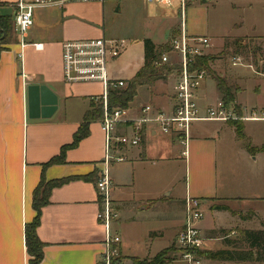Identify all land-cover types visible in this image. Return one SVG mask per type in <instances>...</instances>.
Segmentation results:
<instances>
[{
    "label": "crops",
    "instance_id": "obj_1",
    "mask_svg": "<svg viewBox=\"0 0 264 264\" xmlns=\"http://www.w3.org/2000/svg\"><path fill=\"white\" fill-rule=\"evenodd\" d=\"M1 1L0 16H13L15 21L18 2L34 0ZM101 9L99 2H70L63 7L38 6L33 11V26L25 37L27 45L22 46L16 29L11 40L2 44L0 264H29L25 226L36 215L32 198L43 175L42 165L58 155L64 145L72 142L85 113L92 109L93 97L103 92L100 83L70 84L64 82L62 77L63 42L101 37L104 34L101 30ZM189 35L202 36L194 30H190ZM32 43H42L43 48L37 50ZM117 61L114 60L110 65L111 76L128 82L144 64V48L142 60L127 65L129 69L133 68L131 76H123L127 66L120 69L116 65ZM240 65L252 67L243 62L235 66ZM173 70L153 86H147L145 98L135 97L129 107L134 117L141 116L142 108L148 104L156 109L172 110L174 85L178 78ZM252 72L261 76L258 83L262 84V88L258 94L264 93V72H257L253 67ZM209 77L210 74L199 89L198 101L202 113L222 99L217 83L210 81ZM235 78L232 80L237 84L238 77ZM207 81L212 82L213 86L208 85ZM235 83L232 85L236 86ZM244 91L247 89H240L236 93V106L248 109L264 106L242 101ZM49 104L55 110L52 114L44 115L42 109ZM247 122L264 121L236 122L243 125V131L249 129L250 135H247L255 141V131L248 128ZM229 132L235 144L241 146L231 122H195L191 128L187 154H183L184 149H181V143H177L176 137L149 128L141 145L127 150V161L111 165L112 199L120 214L113 221L112 229L122 238L120 249L124 256L153 257L169 248L171 239L184 228L185 199L188 195L202 201L204 218L198 226L204 237L213 238L212 235H218L230 241L225 234H229L231 228H239V236L244 230L264 231V225L252 228L250 217L244 215L246 212L243 208H232L223 202L235 195L227 192L230 190L228 186L222 188L220 184L221 151ZM258 144L253 147L256 148L254 152H250L248 146L239 148V155L247 161L246 168L256 173L255 178L264 154V150L259 152L258 148L264 146V139ZM104 156L105 134L100 120H97L90 123L89 135L78 146L66 152L65 163L50 166L44 172L47 181L72 179L55 187L49 204L42 208L37 230L44 243L42 264L101 263L105 250V229L97 217L100 196L96 182ZM181 162L186 174L182 193L176 191L179 184L177 174L169 172L172 169L170 165L176 166ZM217 206H227L229 210H220ZM176 207L179 216L172 226L171 213ZM220 213L229 214V224L215 220ZM172 231L173 235L168 239L171 240L170 244L168 242L167 246H160V241L169 238ZM127 233L133 234V243ZM217 246L218 251L220 247Z\"/></svg>",
    "mask_w": 264,
    "mask_h": 264
},
{
    "label": "rangeland",
    "instance_id": "obj_2",
    "mask_svg": "<svg viewBox=\"0 0 264 264\" xmlns=\"http://www.w3.org/2000/svg\"><path fill=\"white\" fill-rule=\"evenodd\" d=\"M118 3H120V8L117 10ZM99 4L102 7L100 12L103 17L101 27L103 33L109 38L125 39L129 43L126 51L117 59L116 65L120 69H124L130 63L142 60L145 39H151L156 46H170L172 38L180 33L182 25L180 0H176L172 6L148 4L142 0L108 1ZM184 22L188 34L190 30H194L202 36L206 35L210 40V46L206 50L210 57L208 61L210 77L208 79L216 83V78L221 77L225 78L228 84H233L235 82L232 78L238 77L237 84L235 83L236 87L239 90L247 89L242 94V101L245 100L248 104H264V93L258 94L259 89L262 88V84L258 83L261 76L252 72V67L257 72H264V0H186ZM236 57H241L244 64H250L252 67L235 66L233 61ZM171 59L177 61L176 56ZM132 70L133 68L129 69L127 66L123 76H131ZM207 84L213 86L212 82L207 81ZM145 90H148L147 86H139L137 96L145 98ZM138 100L137 98L136 101ZM246 125L255 131V141L248 137L249 129L245 130L246 132L242 130L241 133L236 132L240 146L235 144V140L229 132L221 151L220 176L222 182L220 184L222 188L226 186L230 188L227 191L229 194H235L223 202L232 208L237 206L243 208L246 212L244 215L250 217L252 228H260L261 225H264V154L261 156V162H259V168L256 171L257 178H255L256 173L250 172L246 168L247 161L242 155H239V148L259 145L258 142L264 139V122H247ZM177 141L179 143V140ZM180 147L184 149L182 144ZM258 149L259 152H262L260 150H264V146ZM170 166L172 167L169 169L170 174H177L179 178L176 191L182 193L186 175L183 162L176 166ZM113 207L117 210L114 203ZM227 215L229 216L228 213H222L215 220L222 224L225 221L228 223ZM178 216L179 209L176 207V209H172L171 213L172 226ZM247 225L249 226V223ZM238 231L239 228H231L230 233L225 234L231 239L230 245L228 240L219 238L218 235L217 237L212 235L213 238L205 237L208 241V248L193 253L191 258L185 257V252L180 250L177 242L179 233L171 239L172 231L169 238L166 237L164 241H160V246H167L166 244L168 242L170 244L172 240L170 247L173 250L166 255L168 257L166 264H264L254 260L248 261V263H235L208 258L207 253L217 251V245L220 247L219 250L239 249L246 253L250 246L240 239ZM127 234L129 235V233ZM132 236L133 234L130 233V242L133 243ZM154 257L128 258L123 255L121 250L119 262L120 264H133L135 260L149 261Z\"/></svg>",
    "mask_w": 264,
    "mask_h": 264
},
{
    "label": "built area",
    "instance_id": "obj_3",
    "mask_svg": "<svg viewBox=\"0 0 264 264\" xmlns=\"http://www.w3.org/2000/svg\"><path fill=\"white\" fill-rule=\"evenodd\" d=\"M121 0H34L19 1L15 15V29L21 38L22 46H26L25 37L33 26V11L36 7H63L70 2H99ZM148 4L172 6L176 0H142ZM182 25L180 33L171 40V51L162 55L155 62L157 67L166 64L177 65L173 71L177 74L174 85V105L171 111L156 109L148 104L142 108V115L134 117L130 108L110 107L109 92L124 88L127 82L115 79L110 74L111 63L118 59L127 49L129 43L125 39L109 38L105 34L98 38L67 40L62 44V77L70 84L97 82L103 86V92L93 97L102 106L103 116L100 125L105 134V156L96 182L100 196V209L97 217L105 229V250L100 264H120L122 238L112 229V223L118 216L113 207L112 179L110 167L114 163L127 161V150L141 145L149 128L162 134L172 135L184 146L183 154H187L191 128L198 121L246 122L264 121V106L248 109L237 107L234 103L226 105L220 99L202 113L198 97L199 89L208 77L205 68L196 67L199 57L207 55L210 40L205 36H190L185 27L186 0H180ZM37 50L43 48L42 43H32ZM172 55L178 57L172 61ZM242 63L236 57L234 65ZM185 225L177 237L180 250L185 257L192 256L199 250L207 249L206 239L198 224L204 218L202 201L187 196L185 199Z\"/></svg>",
    "mask_w": 264,
    "mask_h": 264
},
{
    "label": "trees",
    "instance_id": "obj_4",
    "mask_svg": "<svg viewBox=\"0 0 264 264\" xmlns=\"http://www.w3.org/2000/svg\"><path fill=\"white\" fill-rule=\"evenodd\" d=\"M2 1L0 0V4ZM0 30L3 36L0 39V55L4 49L2 44L8 43L9 40L14 35L15 32V21L13 16L4 15L0 16ZM171 51V46H156L151 39L144 40V64L127 82V86L120 89L111 90L109 92L108 100L110 107H121L129 108L131 103L137 96V88L139 86H153L158 80L165 78L168 74L172 72L173 69L177 68V65L166 64L162 67H157L155 62L160 60L162 55L166 52ZM209 56L199 57L196 62V67L205 68L209 73L208 61ZM217 88L220 92L223 101L226 105L231 103L235 104L236 93L239 88L228 84L225 78H216ZM92 109L88 110L83 121L73 136V140L70 144L64 145L60 153L48 162L42 165L43 175L37 187L33 192L32 206L36 211L34 219L27 223L25 226V240L27 246V252L30 256L29 264H42L43 260V248L44 243L40 240L37 230L41 222L42 208L49 204L50 195L55 187L61 186L69 182L72 178H62L47 181L44 172L50 166L56 164H63L66 162V152L72 148L78 146V144L89 135V125L93 121L100 120L103 116L102 106L96 103L94 100L91 101ZM238 107V106H237ZM237 133H241L243 130V125L241 123L231 122ZM250 152H254L256 148L248 146ZM220 210H229L227 206H217ZM240 239L248 243L250 246L248 251L244 253L239 249L228 250L222 249L218 251H210L207 253L208 258L219 261H251L264 263V231H254V230H244L241 232ZM231 241H228L230 245ZM172 248H166L157 254L153 259L149 261H137L135 260L133 264H166L168 257L166 255L172 252Z\"/></svg>",
    "mask_w": 264,
    "mask_h": 264
},
{
    "label": "water",
    "instance_id": "obj_5",
    "mask_svg": "<svg viewBox=\"0 0 264 264\" xmlns=\"http://www.w3.org/2000/svg\"><path fill=\"white\" fill-rule=\"evenodd\" d=\"M55 110V107H53V105H47L46 107H43L42 111H43V114L46 115V114H52V112Z\"/></svg>",
    "mask_w": 264,
    "mask_h": 264
}]
</instances>
